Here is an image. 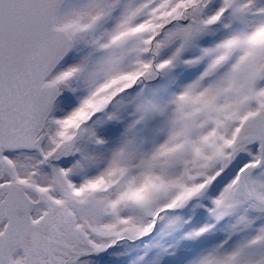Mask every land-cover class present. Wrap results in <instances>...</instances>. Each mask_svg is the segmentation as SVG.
<instances>
[{
	"label": "snow or ice",
	"instance_id": "1",
	"mask_svg": "<svg viewBox=\"0 0 264 264\" xmlns=\"http://www.w3.org/2000/svg\"><path fill=\"white\" fill-rule=\"evenodd\" d=\"M134 252L264 264V0H0V264Z\"/></svg>",
	"mask_w": 264,
	"mask_h": 264
},
{
	"label": "rangeland",
	"instance_id": "2",
	"mask_svg": "<svg viewBox=\"0 0 264 264\" xmlns=\"http://www.w3.org/2000/svg\"><path fill=\"white\" fill-rule=\"evenodd\" d=\"M137 255V253H132L129 255H123V256H118L119 259H112L111 257L109 259H104L106 264H131V261L133 258ZM108 256V255H105ZM179 260V257L177 258ZM170 264H177V261H170Z\"/></svg>",
	"mask_w": 264,
	"mask_h": 264
},
{
	"label": "bare ground",
	"instance_id": "3",
	"mask_svg": "<svg viewBox=\"0 0 264 264\" xmlns=\"http://www.w3.org/2000/svg\"><path fill=\"white\" fill-rule=\"evenodd\" d=\"M110 251H118V250H110ZM111 257L112 259H119L117 255H112V256H104V259H109Z\"/></svg>",
	"mask_w": 264,
	"mask_h": 264
}]
</instances>
